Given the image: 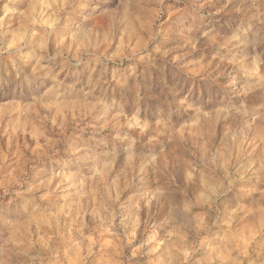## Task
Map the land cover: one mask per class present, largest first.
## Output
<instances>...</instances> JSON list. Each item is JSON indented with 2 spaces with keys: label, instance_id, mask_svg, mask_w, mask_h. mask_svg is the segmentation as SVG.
Masks as SVG:
<instances>
[{
  "label": "clouds",
  "instance_id": "9594fccd",
  "mask_svg": "<svg viewBox=\"0 0 264 264\" xmlns=\"http://www.w3.org/2000/svg\"><path fill=\"white\" fill-rule=\"evenodd\" d=\"M0 6V125L9 118L0 136L49 118L60 130L43 161L17 160L0 145V264H58L65 249L75 250L74 239L87 238L65 227L33 239L28 225L41 228L61 207L79 218L87 189L101 184L108 225L119 217L113 264H161L149 238L161 230L166 248L177 237L165 264H197L202 246L225 264H264V0ZM15 15L25 17L19 30ZM37 20L42 36L34 43ZM133 37L139 47L119 61L105 47ZM62 40L78 46L74 55ZM97 66L99 79L89 76ZM49 170L78 189L71 204L41 191ZM128 187L132 195L121 201ZM230 209L244 219L225 229L217 220ZM141 211L163 219L141 232Z\"/></svg>",
  "mask_w": 264,
  "mask_h": 264
},
{
  "label": "rangeland",
  "instance_id": "374dc122",
  "mask_svg": "<svg viewBox=\"0 0 264 264\" xmlns=\"http://www.w3.org/2000/svg\"><path fill=\"white\" fill-rule=\"evenodd\" d=\"M7 2V0H5ZM52 2V0H49ZM57 3L60 0H56ZM10 7H15L14 5H10ZM5 9L0 6V16H3ZM39 12L40 9L37 8L35 10ZM49 12H52V9H48ZM25 17L22 15H15L12 20V27L19 30L23 24H25ZM102 23V21H98V24ZM35 31L33 32V42L36 43L38 39L42 36V33L39 31L40 21H35L33 24ZM26 33H20L18 39L23 42ZM61 48H69L72 49L69 52V55H74L77 49V45H75L71 40H62L57 41ZM15 44V41H13ZM47 46V45H45ZM109 54H111L115 60L119 61L128 56L130 52L136 50L139 47L137 42V38L133 37L130 40H124L116 43L115 45L109 47L105 45ZM27 51V50H25ZM112 69L109 68L108 71L104 73V78L111 79ZM89 76L99 79V68L97 66L96 71H90ZM72 77H69L71 80ZM37 113L40 116H43L45 113L40 109H37ZM3 114V108L0 106V115ZM18 115V114H13ZM28 117H21L22 120L27 119ZM8 117L4 118V122L0 125V130L8 127ZM136 117H133L135 120ZM51 118L48 121L43 122L41 126L40 122H35L34 128H26L23 133H16L14 136L3 135L0 136V145L7 148L8 153L19 160L22 157L27 158H37L43 161V154L47 151V145L53 141L57 134L59 133V128L50 122ZM19 149L20 156H17V150ZM44 179L50 181L48 188L44 189L41 187L42 192H52L53 190L58 194L61 205L71 204V202L76 198L75 193L78 189L75 188H67L66 185L60 183L59 176L54 174V171L49 170L47 176ZM111 179V178H110ZM160 174L153 171L152 173V182L153 185L159 181ZM211 178L209 177V181ZM79 183V181H77ZM123 183V181H121ZM59 185V187H57ZM91 195L86 197L84 200L80 201V205L82 207H86L87 211L84 212L79 218L76 216H72L70 214H65L63 211V207L58 210H54L51 212L50 218L43 223L41 228H37L35 224L28 225V231L34 232L33 239L38 238L39 236L47 235V237H51L55 231H63L65 227L69 229V232L76 236V230L79 228L80 232L83 234V237H86V240H82L80 238H76L73 240V248L74 251H69L65 249L63 260H59L58 264H89L90 261H94V264H113V260L118 252V244L117 241L112 236V228L119 224V217L112 221V227L108 225V211H106L107 205L101 199L103 196V184L94 185L87 189ZM2 191H0V195H2ZM132 195V187L125 188L124 191L120 194V200L124 201ZM157 213L149 220L148 213L145 211H141L138 219L140 222V231L142 232L145 224L149 226L159 223L163 217H159ZM231 217L232 219H229ZM243 213L239 209H230L228 216L221 215L218 217L217 223L218 225H222L225 229L229 223H232L233 226L241 220H243ZM67 222V224H66ZM246 222V221H245ZM83 225V227H81ZM243 226V225H241ZM215 229H213L214 231ZM164 234V230H161L156 236H150L152 239L153 245L156 248L155 257H159L161 260V264H165V257L170 255V247L172 243L175 242L177 237H172L170 241H168L169 248H166L164 244L159 243L160 237ZM209 240H211V236H209ZM85 244L88 245V248H85ZM210 247H212L210 245ZM89 251L91 255H89ZM123 254H127V250H124ZM154 257V258H155ZM123 258V255L120 257ZM197 264H200L202 261L203 264H225L223 260L217 259V254L212 253L209 258V252L204 250L202 246V252L196 254Z\"/></svg>",
  "mask_w": 264,
  "mask_h": 264
}]
</instances>
